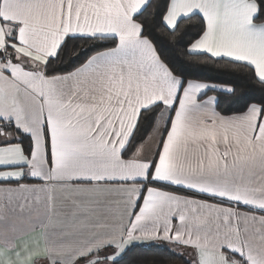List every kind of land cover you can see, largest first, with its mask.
Listing matches in <instances>:
<instances>
[{
  "label": "snow or ice",
  "instance_id": "snow-or-ice-1",
  "mask_svg": "<svg viewBox=\"0 0 264 264\" xmlns=\"http://www.w3.org/2000/svg\"><path fill=\"white\" fill-rule=\"evenodd\" d=\"M149 144L146 169L121 170ZM54 161L139 186L107 193L144 237L125 251L264 264V0H0V259H20L5 245L40 213L25 181Z\"/></svg>",
  "mask_w": 264,
  "mask_h": 264
},
{
  "label": "crops",
  "instance_id": "crops-1",
  "mask_svg": "<svg viewBox=\"0 0 264 264\" xmlns=\"http://www.w3.org/2000/svg\"><path fill=\"white\" fill-rule=\"evenodd\" d=\"M153 153L154 145L149 144L127 162L121 161V170L146 169L142 162L150 160ZM44 167L47 169V165ZM56 167L54 161L52 171L41 179H26L25 191L40 213L33 227L22 230L5 245L18 252L20 259L5 252L0 264L3 260L7 264H51L52 260L56 264H114L113 256L121 258L133 240L144 239L130 230L125 198L107 195L109 192L130 194L139 186L109 188L75 183L57 173ZM52 233H55L54 240Z\"/></svg>",
  "mask_w": 264,
  "mask_h": 264
},
{
  "label": "trees",
  "instance_id": "trees-1",
  "mask_svg": "<svg viewBox=\"0 0 264 264\" xmlns=\"http://www.w3.org/2000/svg\"><path fill=\"white\" fill-rule=\"evenodd\" d=\"M182 59H185L182 57ZM203 67L205 74L200 79H207L208 77H217L222 66H198ZM217 82L223 83H237L236 79L228 75H219ZM250 81L239 80L237 93H244L253 88ZM122 264H182L179 259L168 258V253L158 251L156 248L141 249L134 248L132 251H125L121 257Z\"/></svg>",
  "mask_w": 264,
  "mask_h": 264
}]
</instances>
